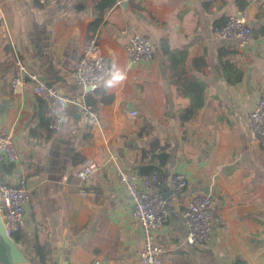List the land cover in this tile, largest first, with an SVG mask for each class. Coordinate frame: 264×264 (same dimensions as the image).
<instances>
[{
	"label": "crops",
	"instance_id": "crops-1",
	"mask_svg": "<svg viewBox=\"0 0 264 264\" xmlns=\"http://www.w3.org/2000/svg\"><path fill=\"white\" fill-rule=\"evenodd\" d=\"M100 1L0 0V127L12 133L20 153L18 164L2 165L0 181L14 184L25 174L32 193L26 225L13 237L18 251L29 264H52L63 247L72 264H143L142 232L117 162L133 172H162L169 208V222L156 232L162 264H264V145L253 143L248 126L264 95V0H116L105 8ZM239 10L254 31L245 48L214 34ZM92 33L111 68L121 67L126 78L89 94L99 122L70 103L52 132L33 85L12 89L15 53L58 91L79 97L76 64ZM133 34L155 43L151 61H131L126 44ZM171 52L206 86L186 136L181 117L192 97L171 80ZM162 153L169 155L165 164L156 157ZM90 163L98 169L82 181L75 173ZM177 171L189 186L171 195ZM200 193L217 197L222 222L207 244H189L183 212Z\"/></svg>",
	"mask_w": 264,
	"mask_h": 264
},
{
	"label": "built area",
	"instance_id": "built-area-1",
	"mask_svg": "<svg viewBox=\"0 0 264 264\" xmlns=\"http://www.w3.org/2000/svg\"><path fill=\"white\" fill-rule=\"evenodd\" d=\"M59 1L41 0L45 4ZM214 34L221 38L236 39L239 48L247 47L254 39L253 28L244 10L229 15L224 24L215 28ZM126 49L132 62H149L156 53L155 43L143 34H133L126 44ZM15 66L16 73L11 78L12 89L18 92L28 84L33 85L36 94L45 103L48 127L52 132L60 129L67 117L70 103L75 104L81 115L89 122H99V108L89 100V94L95 92L105 81L111 64L109 59L100 53L97 34L87 36L76 64L75 76L81 86L79 97L68 96L58 91L34 71L19 53H15ZM248 126L253 143L264 145V95L254 102L249 113ZM19 161L20 153L12 133L0 127V177L3 164H18ZM114 167L126 194L133 202L132 215L142 232L139 258L143 264H162L163 247L157 239L156 232L169 222L168 197L164 190L162 172L158 169L133 172L117 162ZM97 169L96 164L90 163L79 169L75 175L86 181ZM188 186L189 179L186 173L177 171L172 174L171 195L183 194ZM81 191L86 194V187H81ZM31 197V189L25 174L20 175L14 184L0 181V214L6 234L12 238L26 225V209ZM216 204L217 197L212 193L195 194L189 199L183 212L186 242L204 245L210 241L214 228L222 222V218L215 214Z\"/></svg>",
	"mask_w": 264,
	"mask_h": 264
},
{
	"label": "trees",
	"instance_id": "trees-1",
	"mask_svg": "<svg viewBox=\"0 0 264 264\" xmlns=\"http://www.w3.org/2000/svg\"><path fill=\"white\" fill-rule=\"evenodd\" d=\"M115 2L116 0H101L99 5L101 8H105L109 5H113ZM238 3L241 4V1L238 0ZM165 50L166 52H168L167 49ZM184 60L185 59L181 57L180 53L171 52V56L168 60V66L174 67V69H172L170 72L171 80H173L178 85L180 91L183 94H189L192 97L191 104L185 108L181 117V127L183 128V133L186 136L188 125L197 117L198 112L204 105L202 98L206 90V86L194 76L187 75ZM230 80L236 81L237 79ZM156 157L165 164L168 161L169 155L162 153L156 155ZM151 168L152 167H150L149 169ZM41 260H43L42 256Z\"/></svg>",
	"mask_w": 264,
	"mask_h": 264
},
{
	"label": "water",
	"instance_id": "water-1",
	"mask_svg": "<svg viewBox=\"0 0 264 264\" xmlns=\"http://www.w3.org/2000/svg\"><path fill=\"white\" fill-rule=\"evenodd\" d=\"M60 252L63 256L60 258ZM0 259L4 264H29L20 254L13 238L6 234L3 222L0 219ZM52 264H72L71 255L67 248H59Z\"/></svg>",
	"mask_w": 264,
	"mask_h": 264
},
{
	"label": "clouds",
	"instance_id": "clouds-1",
	"mask_svg": "<svg viewBox=\"0 0 264 264\" xmlns=\"http://www.w3.org/2000/svg\"><path fill=\"white\" fill-rule=\"evenodd\" d=\"M126 78V72L124 69L117 65H113L109 71L107 78L104 81L105 88H113L116 85L122 83Z\"/></svg>",
	"mask_w": 264,
	"mask_h": 264
},
{
	"label": "rangeland",
	"instance_id": "rangeland-1",
	"mask_svg": "<svg viewBox=\"0 0 264 264\" xmlns=\"http://www.w3.org/2000/svg\"><path fill=\"white\" fill-rule=\"evenodd\" d=\"M27 213V212H26Z\"/></svg>",
	"mask_w": 264,
	"mask_h": 264
}]
</instances>
